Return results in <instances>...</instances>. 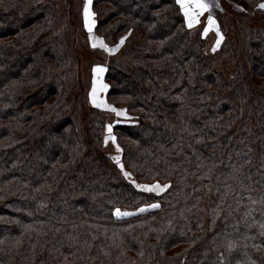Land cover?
<instances>
[{
	"label": "trees",
	"instance_id": "trees-1",
	"mask_svg": "<svg viewBox=\"0 0 264 264\" xmlns=\"http://www.w3.org/2000/svg\"><path fill=\"white\" fill-rule=\"evenodd\" d=\"M220 1L229 79L175 0H93L111 54L85 0H0V264H264V0Z\"/></svg>",
	"mask_w": 264,
	"mask_h": 264
},
{
	"label": "snow or ice",
	"instance_id": "snow-or-ice-1",
	"mask_svg": "<svg viewBox=\"0 0 264 264\" xmlns=\"http://www.w3.org/2000/svg\"><path fill=\"white\" fill-rule=\"evenodd\" d=\"M92 2H93V0H85V4H84V8H83V19H84V26L89 33V40L93 41L92 47L95 48V47H97V42L94 40V38L91 35L93 32V29L95 27L94 14L91 11ZM175 2L179 6L181 12L183 13V16L185 18V22H186V25L188 28H192L196 24H199L200 23V17L203 16L206 12H208L209 8L211 6H213V5H210L208 2H206V0H175ZM215 6L218 7V5H215ZM259 7L261 9H264V4H260ZM242 10L243 9H241V11ZM215 27H216V21L213 19V17L211 15H208L207 26L204 28V34L207 35V33ZM216 31H217V36H218V40H217V46H218L220 40H222L223 37L220 35L218 28L216 29ZM125 39H126V37L121 39V41H120L121 45L124 43ZM99 43H100V46L103 47L110 54L115 51L114 49L107 48L103 44L102 41H100ZM118 48H119V45L117 46L116 50H118ZM213 50H215V49H213ZM104 71L105 70L101 67L93 69L94 75L97 76V79H94V81H93V90H92V97H93L94 106H99V103L96 100L97 92L103 91L107 87L102 82L98 83V74H101ZM110 111L115 112V114L117 116L123 115L122 112L117 111L114 108L110 109ZM108 131H109V133H111V131H112L111 126H109ZM111 139L115 143L116 138L113 136V137H111ZM106 143H107V141H106ZM116 150H117V152H119L120 148L117 147ZM114 160L118 165H120L119 157H115ZM120 167H121V171H123V165H120ZM124 175L126 178L129 177V173H127V172H124ZM135 187L141 192L159 194L161 191H163L168 186L165 185V186L161 187V185H159V184H155V185H151V186L136 184ZM151 207L157 208V207H159V205L158 204H152ZM140 211L143 212V211H145V209L141 208ZM114 215H116L117 218H119L122 216H129V215H131V213L122 212L119 209H117L114 212Z\"/></svg>",
	"mask_w": 264,
	"mask_h": 264
},
{
	"label": "rangeland",
	"instance_id": "rangeland-1",
	"mask_svg": "<svg viewBox=\"0 0 264 264\" xmlns=\"http://www.w3.org/2000/svg\"><path fill=\"white\" fill-rule=\"evenodd\" d=\"M206 2H208L210 5H213V6H211L209 8V11L208 12H206L203 16L200 17V23L199 24H196L191 29L193 31L199 30L201 32L202 37L205 40V44H206V53H215V54H218V57H219L218 60L219 61L222 60V59H224V58H229L228 61H226L225 63L220 64V65L217 66V69L220 72H222L227 79H229V77L232 74V70L234 68V63L230 59L231 54L229 52V46L226 44V41H224V37L222 36V33L220 32L219 29H218L219 30V33L223 37V39L220 40L219 45L217 46V40H218L217 31H216V29L218 28L217 23H216V27L213 28L211 31H209L207 33V35L204 34V28L207 26V17H208V15H211L213 17V19L216 21L215 14L217 13L218 8L216 9V6L215 5H218V7H219L221 5V1L220 0H206ZM84 4H85V2H84ZM228 7L229 6H227V5L225 6L226 11H228V9H229ZM93 38L97 42V45H100L99 44V41L97 40V38L96 39H95V37H93ZM213 49H215V50H213ZM98 67L103 68L102 66H95L93 69L98 68ZM103 77H104V72L101 73V74H98V83L99 82H102L104 84ZM94 79H97V76L94 75V72H93L92 89L90 91V102H91V104L93 106H94V104H93L92 90H93V81H94ZM96 100L99 103V106H94V107L99 108V109H102V110H105L107 112V116H108L107 119H108V121L110 123V126L121 123L117 119H120L121 121L125 120L124 118L126 117V115H125V113L121 109H116L117 111H120V112L123 113V115H121V116H117L115 114V112L110 111V109H112L113 107H111V106H109V105L106 104V100H105V90L98 91L97 92ZM108 128H109V126L107 127L106 132H105V134H106L105 135V145H104L105 146V152L111 154L112 157L115 158V157H118V153L115 150V143L111 139V137H113V133L112 132L109 133ZM106 141H107V143H106ZM161 192H163V191H161ZM143 208L145 209V211H143V212H141L140 210H136V211L120 210L122 212L131 213V215H129V216H122V217H119V218H128V217L133 216L135 214L144 213L147 210L152 209L151 206H147V207H143ZM115 217L117 218L116 215H115Z\"/></svg>",
	"mask_w": 264,
	"mask_h": 264
}]
</instances>
